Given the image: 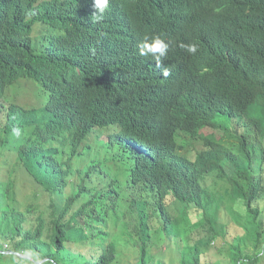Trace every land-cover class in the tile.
I'll return each instance as SVG.
<instances>
[{
  "label": "trees",
  "instance_id": "1",
  "mask_svg": "<svg viewBox=\"0 0 264 264\" xmlns=\"http://www.w3.org/2000/svg\"><path fill=\"white\" fill-rule=\"evenodd\" d=\"M93 4L0 0V264H166L174 236L208 264L225 196L257 226L235 264H264V0ZM156 33L160 66L139 55Z\"/></svg>",
  "mask_w": 264,
  "mask_h": 264
},
{
  "label": "rangeland",
  "instance_id": "2",
  "mask_svg": "<svg viewBox=\"0 0 264 264\" xmlns=\"http://www.w3.org/2000/svg\"><path fill=\"white\" fill-rule=\"evenodd\" d=\"M43 26H46L42 22L38 23L35 28L42 29ZM41 35V33L39 34ZM36 36V34H34ZM32 98L30 95H24L21 99L23 102H27ZM199 143V142H198ZM196 143V144H198ZM200 146V144L198 145ZM30 181H25V185H30ZM227 186V184H226ZM229 186V185H228ZM217 189H222L221 186H217ZM26 190V187H25ZM221 206L217 209L216 212V222L218 223L219 230H224V235H219L217 239L211 241L209 244L206 239H204L205 243L202 246L203 260L202 262H206L208 264H235L234 262V253L239 245L241 250L247 253H253L256 249H254V238L252 235L246 231V228L254 229V232L257 228L255 225H248L246 215H240L241 219H238V212L241 211L240 205L236 203L233 197L225 196L224 200H221ZM257 204L261 207L262 215L259 220L263 224L264 228V196L258 200ZM245 223H244V219ZM245 225V226H244ZM204 237V231H202ZM189 233L185 234L187 236ZM253 234V233H252ZM254 235V234H253ZM264 236V233H263ZM156 237V244L159 246L161 241ZM178 245H172L171 248H166L167 243H163L160 248H154V252L158 253L157 256L164 257V262L166 264H179L177 260L179 257L180 251L185 247V243L182 246V242L180 238H177ZM199 238L198 231L190 232L188 239V244H193ZM254 239V240H253ZM237 246V247H236ZM136 253L131 246H126L122 249V254L118 264H135L136 262Z\"/></svg>",
  "mask_w": 264,
  "mask_h": 264
},
{
  "label": "clouds",
  "instance_id": "3",
  "mask_svg": "<svg viewBox=\"0 0 264 264\" xmlns=\"http://www.w3.org/2000/svg\"><path fill=\"white\" fill-rule=\"evenodd\" d=\"M109 6V0H94V11L91 19L94 23L100 22L104 18V13ZM179 47L185 50L188 54L195 55L198 52L199 45L196 42L184 43L180 42ZM169 50V44L166 42L164 36L159 33L145 35L141 44L139 45V55L143 57H151L160 66L166 58ZM170 70L167 67L163 68V77H168ZM168 93L163 94L165 100H168ZM22 130L18 127L12 128V135L19 137Z\"/></svg>",
  "mask_w": 264,
  "mask_h": 264
}]
</instances>
